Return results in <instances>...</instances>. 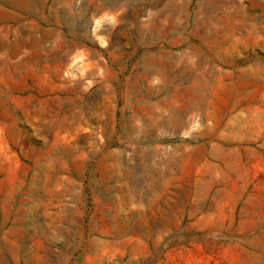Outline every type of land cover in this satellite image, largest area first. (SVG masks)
Wrapping results in <instances>:
<instances>
[{"label": "rangeland", "instance_id": "obj_1", "mask_svg": "<svg viewBox=\"0 0 264 264\" xmlns=\"http://www.w3.org/2000/svg\"><path fill=\"white\" fill-rule=\"evenodd\" d=\"M0 264H264V0H0Z\"/></svg>", "mask_w": 264, "mask_h": 264}, {"label": "crops", "instance_id": "obj_2", "mask_svg": "<svg viewBox=\"0 0 264 264\" xmlns=\"http://www.w3.org/2000/svg\"><path fill=\"white\" fill-rule=\"evenodd\" d=\"M6 11H7L6 13L11 16L13 24L15 23L17 25V32H18L19 17H20L19 6L17 5L15 8L11 7V9H7ZM14 20H15V22H14ZM14 63L17 65L19 63V50L16 51L15 58H14V54H11V59H8L7 62L5 61L4 66H6V67L11 66L12 67L14 65ZM9 79H8V77L6 78V80L11 81V88L7 87V89L3 93V97H4L3 105H4L6 111H13L14 107L18 106L17 102H18V99L20 97V91H19V85H18V82H19L18 72H17L15 77L13 75H11L9 77ZM15 81H16V87L14 89L13 86H14Z\"/></svg>", "mask_w": 264, "mask_h": 264}]
</instances>
